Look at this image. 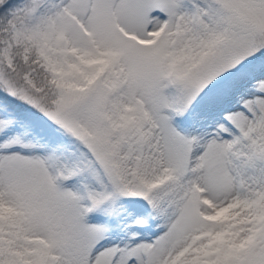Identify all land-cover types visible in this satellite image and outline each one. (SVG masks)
<instances>
[{
  "label": "snow or ice",
  "instance_id": "1",
  "mask_svg": "<svg viewBox=\"0 0 264 264\" xmlns=\"http://www.w3.org/2000/svg\"><path fill=\"white\" fill-rule=\"evenodd\" d=\"M0 264H264V0H0Z\"/></svg>",
  "mask_w": 264,
  "mask_h": 264
}]
</instances>
